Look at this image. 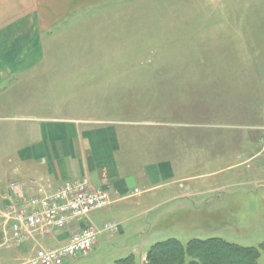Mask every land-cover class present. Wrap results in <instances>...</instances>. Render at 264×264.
Instances as JSON below:
<instances>
[{
    "label": "rangeland",
    "instance_id": "rangeland-1",
    "mask_svg": "<svg viewBox=\"0 0 264 264\" xmlns=\"http://www.w3.org/2000/svg\"><path fill=\"white\" fill-rule=\"evenodd\" d=\"M21 1L24 7L37 2L44 23L47 58L39 68L50 73L33 83L40 87L49 78L51 85L70 84L71 91L61 97L54 92L68 106L47 109L37 86L8 81L6 87L15 88L3 100L20 103L27 95V105L12 113L42 116L53 110L56 118L119 125L126 140L144 142L153 159L180 160L184 193L187 176L200 189L192 199L196 204L182 202L183 195L174 204L158 203L142 218L151 224L143 237L130 238L133 225L123 216L128 210L107 217L118 231L111 234L106 224L96 229L92 249L64 264H115L129 256L134 264H147L149 250L159 242L187 245L213 238L257 248V264H264V93L258 92L264 76L256 74L264 64L256 66L253 53L236 50L244 43L236 21H264V0ZM98 70L110 74L108 83H99L100 75L94 80ZM27 231L23 242L39 233ZM11 233L10 228L6 235Z\"/></svg>",
    "mask_w": 264,
    "mask_h": 264
},
{
    "label": "crops",
    "instance_id": "crops-1",
    "mask_svg": "<svg viewBox=\"0 0 264 264\" xmlns=\"http://www.w3.org/2000/svg\"><path fill=\"white\" fill-rule=\"evenodd\" d=\"M16 2L0 0V264H22L40 249L63 247L73 234L85 227L99 229L108 224L107 217L121 216L126 210L129 212L123 216H130L128 222L133 225L130 238L143 237L151 224L148 220L143 224L142 218L153 213L158 203L174 204L183 200V195L187 199L182 202L196 204L192 199L200 189L189 184L191 177L187 176L188 185L184 186H188L184 188L187 191H182L180 183L184 178L178 175L183 170L179 167L182 165L180 160L173 157L153 159L145 143L139 139L126 140L119 125L56 118L53 110L48 114L42 113V116L28 110L12 113V109L19 110L22 105H27V95H22L20 103L16 98L17 105L3 100L6 93L15 88L12 85L8 89V81L37 86L42 93L40 101L47 103V109H54L57 104L68 106L64 98L62 103L56 100L54 92L60 93L61 97L62 93L71 91L70 84L55 81L56 84L51 85L49 78L40 87L33 83L35 77L50 73L49 69L39 68L47 58L42 36L44 30L40 28L44 23L39 20L38 7H35L37 2H32L31 7H24L21 0ZM236 22L240 31L235 33L244 40L236 50L245 52L248 57L253 53L256 66L258 62L264 64L261 59L264 57V21L246 19ZM222 23L226 24L223 27L230 26L228 21ZM53 26L58 27L59 23ZM98 71L94 80L100 75L99 83H108L110 74ZM256 74L264 76V69L260 72L258 68ZM258 92L263 94L264 88ZM30 106L37 107V104ZM80 179H87L93 188L106 190L112 198V205L66 228L36 233L23 243H6L4 237L8 236L6 233L11 228L12 219L28 211L29 199L51 194L65 181ZM229 184L223 188L230 187ZM168 189L173 192L166 195ZM136 190L141 194L134 195ZM178 209L181 211V208L176 210L180 213ZM119 234L124 235V231L121 229Z\"/></svg>",
    "mask_w": 264,
    "mask_h": 264
},
{
    "label": "built area",
    "instance_id": "built-area-1",
    "mask_svg": "<svg viewBox=\"0 0 264 264\" xmlns=\"http://www.w3.org/2000/svg\"><path fill=\"white\" fill-rule=\"evenodd\" d=\"M140 194L139 190L134 193ZM111 205L109 193L103 189L92 188L87 179L65 182L47 197L36 196L27 201L28 211L16 215L11 226L12 233L10 237L6 236V243H22L27 230L31 234L65 228ZM105 228L111 234L118 231L113 224H107ZM98 235L95 228L85 227L73 236L69 245L51 251L41 250L24 264H64L70 257L88 253L98 242Z\"/></svg>",
    "mask_w": 264,
    "mask_h": 264
},
{
    "label": "trees",
    "instance_id": "trees-1",
    "mask_svg": "<svg viewBox=\"0 0 264 264\" xmlns=\"http://www.w3.org/2000/svg\"><path fill=\"white\" fill-rule=\"evenodd\" d=\"M259 256L257 248L238 246L219 238L193 240L187 245L169 239L151 247L147 264H257ZM115 264H134V259L129 256Z\"/></svg>",
    "mask_w": 264,
    "mask_h": 264
}]
</instances>
